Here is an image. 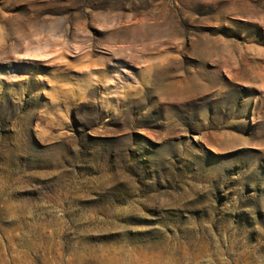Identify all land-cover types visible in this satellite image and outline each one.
Returning a JSON list of instances; mask_svg holds the SVG:
<instances>
[{
  "label": "rangeland",
  "instance_id": "374dc122",
  "mask_svg": "<svg viewBox=\"0 0 264 264\" xmlns=\"http://www.w3.org/2000/svg\"><path fill=\"white\" fill-rule=\"evenodd\" d=\"M0 264H264V0H0Z\"/></svg>",
  "mask_w": 264,
  "mask_h": 264
}]
</instances>
